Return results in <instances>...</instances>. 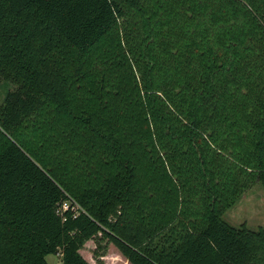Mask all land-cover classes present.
<instances>
[{
  "label": "trees",
  "instance_id": "16d2710c",
  "mask_svg": "<svg viewBox=\"0 0 264 264\" xmlns=\"http://www.w3.org/2000/svg\"><path fill=\"white\" fill-rule=\"evenodd\" d=\"M256 183L264 0H0V264H264Z\"/></svg>",
  "mask_w": 264,
  "mask_h": 264
},
{
  "label": "rangeland",
  "instance_id": "374dc122",
  "mask_svg": "<svg viewBox=\"0 0 264 264\" xmlns=\"http://www.w3.org/2000/svg\"><path fill=\"white\" fill-rule=\"evenodd\" d=\"M67 203L64 204L66 208ZM223 218L229 224L239 227L245 224L250 229L264 228V186L256 183L244 192L241 198L224 214ZM97 240H89L80 250L89 264H97L94 255ZM100 260L103 264H130L118 248L109 241L103 242ZM48 264H63L61 254H50L46 257Z\"/></svg>",
  "mask_w": 264,
  "mask_h": 264
},
{
  "label": "built area",
  "instance_id": "2783aa9c",
  "mask_svg": "<svg viewBox=\"0 0 264 264\" xmlns=\"http://www.w3.org/2000/svg\"><path fill=\"white\" fill-rule=\"evenodd\" d=\"M67 207H68V204H67L66 208H67ZM64 208H65V207H64ZM66 208H65V209H66Z\"/></svg>",
  "mask_w": 264,
  "mask_h": 264
}]
</instances>
